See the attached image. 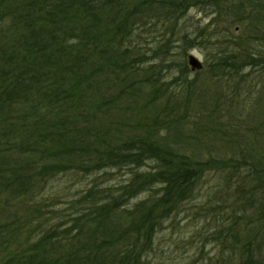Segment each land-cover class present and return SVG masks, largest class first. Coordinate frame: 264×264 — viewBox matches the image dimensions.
<instances>
[{"label": "trees", "instance_id": "1", "mask_svg": "<svg viewBox=\"0 0 264 264\" xmlns=\"http://www.w3.org/2000/svg\"><path fill=\"white\" fill-rule=\"evenodd\" d=\"M191 6L231 18L241 34L218 39L182 30L152 47L151 56L143 52L141 27ZM197 43L211 75L230 76L236 98L221 96L216 78L212 96L201 98L202 82L188 75V51ZM159 58L177 72L170 80L153 62ZM247 68L264 72V0H0V264H150L158 228L199 197L195 206L218 236L230 238L211 264H264L255 235L264 232V149L252 144L257 135L264 139V118L255 124L253 111H237L238 98L254 108L242 99L254 87L232 78ZM119 89L123 108L143 95L147 111L111 106ZM226 115L229 123L246 116L259 134L245 137L221 122ZM141 120L160 122L172 141L142 134ZM188 128L210 134L208 156L196 134L185 149ZM147 161L155 165L151 176L137 170ZM123 166L132 170L128 181L102 186V172ZM72 176L92 178L71 196ZM212 178L217 185L204 187ZM251 198L255 231H245L238 212L246 213Z\"/></svg>", "mask_w": 264, "mask_h": 264}, {"label": "rangeland", "instance_id": "2", "mask_svg": "<svg viewBox=\"0 0 264 264\" xmlns=\"http://www.w3.org/2000/svg\"><path fill=\"white\" fill-rule=\"evenodd\" d=\"M185 13L186 14L184 15L180 14L174 19L169 18L167 15L163 14L160 16L159 19H150L148 22L149 26L145 25L141 27L138 30V33L141 38L136 39L139 43H141L143 52L147 53L148 56H151L152 52H149V50L152 47L156 46L161 40H166L172 35H178V33L182 30L190 32L194 35L203 31L205 32L204 35L218 37V39L224 38L226 36H237L241 34V28L239 27L238 22L232 21L231 18L225 16L216 17L213 13V10L211 9L202 10L200 7L191 6L185 11ZM188 52L189 54H193L194 56H196L203 65L202 68L199 70H192L189 66V77L200 80V83L202 82L201 86L203 90H205L204 94H202V97H199H201L202 99H207L212 96V93L210 92L212 88V79L216 78V90L219 92V94L221 96H224V98H226V95L230 99L236 98V96H232L233 84L229 83L230 76L226 74H220V76L218 77H213L211 75L210 70L207 66L208 64L206 62V57L208 56V54L205 52L202 44L197 43L195 47L189 49ZM160 61L163 62V60H161L160 58L154 60L153 62L158 63L156 65L162 68L161 76L166 80H170L172 75L174 73L177 74V72L173 69L166 70L165 67L162 66ZM142 66L146 65L142 64ZM251 70L252 69L247 68L243 72L240 71L239 74L233 75L232 78L233 81L242 82L243 79L246 78V82H250L249 87H254L252 92L242 91V99H245L247 101L252 99L255 102L252 104L254 108L249 109L247 103L244 100L241 101L239 98L238 103H235V107L239 113L247 112L249 114L251 113V111H253L255 115H251V118L253 120L252 122L258 124V121L264 118V72ZM203 76L207 77L206 80L203 79L205 78ZM227 85H230L232 88L228 89ZM259 90H262L263 92L260 93ZM113 91L115 90H112L110 92ZM119 94L121 95L120 89L116 94L117 96H113L114 102H112L111 106L123 105V98H120ZM90 98H93L91 94ZM144 98H146V96L144 97L143 95H139L134 99L132 97L129 104L128 101H126L125 108H123V106L117 107V110H121L123 108V111L128 112L133 108L140 107L143 108V110L146 112L148 109L147 107L150 105V102L146 101L143 103ZM190 99L193 102H197L194 100V98ZM85 101L90 102L88 98H85ZM83 105L86 104L82 103V106ZM195 109H197V107L195 106V103H192V105H190L186 110V117H188L189 120L194 115ZM253 109L256 111H254ZM113 114L114 112L111 115ZM115 114L119 115L120 113ZM111 115L109 116L112 117ZM77 116H79V114H77ZM145 119L147 120V118ZM228 119L229 118L227 115L223 116L221 117V122L224 123L225 121H227L230 126L237 128L236 130L242 132V134H244V136L247 138H249V136H252V133L255 132L249 125H246L247 122H243L246 121V116H233L230 120V123L228 122ZM138 123L139 127L137 128H139L142 134H149L150 136H152V138H158L160 141H172V138L170 140V138L168 137L166 129L163 128L162 125H160V122L152 121L151 123L146 124L141 120ZM184 130L188 131L187 134L190 138L188 139L189 141L187 140V142L189 143H186L187 146L185 147V149L189 150L190 147L194 146L193 138L196 134L199 140V143L196 145L201 146L203 143L204 148L202 150L208 156L209 150H211L212 148H214L213 146H215L214 143H211L212 139L211 136H209L210 134L203 132L196 133V130L193 128H188ZM260 131L264 132V126L260 128ZM255 133L259 134V132ZM252 144L256 147L262 146L261 149H264V139H259L258 135L255 136V138L252 140ZM174 145L177 146V144L175 143ZM228 159L219 158V160L224 161L226 165H232V163H230ZM221 163L223 165V162ZM137 170L141 174L144 173V175L151 176V174L155 170V165L152 161H147L141 166H137ZM101 174V176H103L101 180L102 186H114L128 181V179L131 177L132 170L130 168H127L126 166H123V168L108 169L102 172ZM92 177L73 178L72 176L71 180H69L70 182H68L67 179H63V182H68L67 185L69 184L70 186L68 191L72 193V196L73 191L77 187H85L88 182L90 183V178ZM207 181L209 182V184L205 185L204 187H207L208 185H217L216 179L212 178ZM254 185L255 184L251 185V187H253ZM60 187H63V185L61 184ZM147 195L148 193L145 192L140 193L138 194V197H136L135 201H138L146 197ZM250 202L252 203V205L243 207L244 210H247L246 213L245 211L244 213L238 212V215L241 218L244 217L245 219L243 220L247 221L244 226L245 231H247V225H249V229L255 231L252 229L250 216L252 215L257 206V200L251 198ZM196 203H202V197L197 198L196 202L189 201L188 203L183 204L179 211H174L171 216L164 221L163 225L158 228L159 230H161L157 234L158 241L155 246V252H151L149 255V259L151 262L150 264H211L213 259H215L216 257L218 258L219 255L226 252L227 244L225 245V242L230 241V238L228 237V235H225V233L220 234L218 236V229L216 230L214 225L210 223L209 218L206 217L204 212L200 210L199 206L201 205L195 206ZM65 207L66 206H63V204H61V207L59 208L65 209ZM221 210H223V207L221 208ZM7 218L8 214H3V216L1 217L2 220H6ZM255 235L257 240H260V249L259 251H257L256 256L260 257L261 259H264V232H262L261 229L257 232L255 231ZM0 254H2V250H0Z\"/></svg>", "mask_w": 264, "mask_h": 264}, {"label": "water", "instance_id": "3", "mask_svg": "<svg viewBox=\"0 0 264 264\" xmlns=\"http://www.w3.org/2000/svg\"><path fill=\"white\" fill-rule=\"evenodd\" d=\"M188 64L192 70H199L203 66L201 61L196 56H194L193 54H189Z\"/></svg>", "mask_w": 264, "mask_h": 264}]
</instances>
